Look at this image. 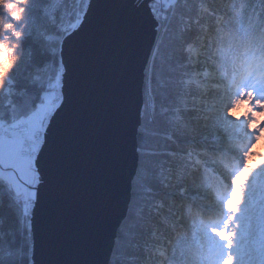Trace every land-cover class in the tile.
I'll return each mask as SVG.
<instances>
[{
	"label": "snow or ice",
	"instance_id": "obj_1",
	"mask_svg": "<svg viewBox=\"0 0 264 264\" xmlns=\"http://www.w3.org/2000/svg\"><path fill=\"white\" fill-rule=\"evenodd\" d=\"M126 4L0 11V264H63L68 242L98 254L109 232L99 264H264V0ZM85 61L102 134L85 137L73 203Z\"/></svg>",
	"mask_w": 264,
	"mask_h": 264
},
{
	"label": "water",
	"instance_id": "obj_2",
	"mask_svg": "<svg viewBox=\"0 0 264 264\" xmlns=\"http://www.w3.org/2000/svg\"><path fill=\"white\" fill-rule=\"evenodd\" d=\"M127 3V8H135L140 0H100L101 4L109 3ZM104 10H101V18L103 17ZM148 39L147 36L144 40L143 47L147 48ZM140 64L137 63V74L139 73ZM71 75V74H70ZM90 67L87 61H85L79 69V87L77 89V109L79 111L80 122L76 127H73L69 123L65 130L66 137V154L68 158V174L65 178L66 182V196L71 202H75L78 195V188L80 179L77 176V170L81 167V159L86 149L85 137L88 135L102 134V130L99 128L89 129V120L96 115H99L98 108L101 104L100 93L89 87L90 81ZM128 81H131L132 74L129 73L126 77ZM134 118V114L130 117L129 130H131V122ZM132 165L131 151L129 146V158L126 165V170H130ZM37 230H41L43 225V215L41 212L37 214ZM111 223H115V217L112 218ZM110 243V232L105 235L98 254L93 250L84 248L76 243L68 242L56 250L54 259L63 264H88L89 261L99 264L103 260L105 253L107 252Z\"/></svg>",
	"mask_w": 264,
	"mask_h": 264
},
{
	"label": "trees",
	"instance_id": "obj_3",
	"mask_svg": "<svg viewBox=\"0 0 264 264\" xmlns=\"http://www.w3.org/2000/svg\"><path fill=\"white\" fill-rule=\"evenodd\" d=\"M21 2L22 0H0V11H6L12 17L18 18L22 11L18 7ZM0 57H2V50H0Z\"/></svg>",
	"mask_w": 264,
	"mask_h": 264
},
{
	"label": "clouds",
	"instance_id": "obj_4",
	"mask_svg": "<svg viewBox=\"0 0 264 264\" xmlns=\"http://www.w3.org/2000/svg\"><path fill=\"white\" fill-rule=\"evenodd\" d=\"M0 60H2V57H0ZM4 65L3 64H0V74H2L3 73V71H4Z\"/></svg>",
	"mask_w": 264,
	"mask_h": 264
}]
</instances>
